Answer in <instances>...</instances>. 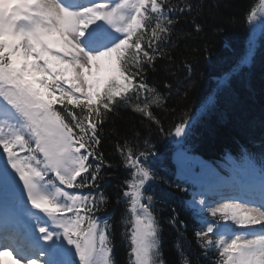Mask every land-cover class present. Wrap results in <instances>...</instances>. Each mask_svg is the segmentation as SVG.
<instances>
[{"label": "snow or ice", "instance_id": "snow-or-ice-1", "mask_svg": "<svg viewBox=\"0 0 264 264\" xmlns=\"http://www.w3.org/2000/svg\"><path fill=\"white\" fill-rule=\"evenodd\" d=\"M203 8L196 0H0V249L18 264H116L113 225L96 215L109 204L103 185L114 167L103 151L105 124L121 110L139 114L173 138L183 167L191 122L166 131L155 110L167 108L173 91L187 98L195 66L185 62L184 79L164 83L167 95L149 83V72L173 62L172 34L182 20L191 17L194 32L203 31ZM245 19L264 21V0ZM255 53L250 38L218 81L222 92ZM154 148L139 132L114 145L126 173L113 209L121 206L128 264H166ZM227 160L219 166L227 175L195 160L200 171L183 177L194 185L196 244L204 259L215 257L211 264H264V154L245 150ZM168 223L184 225L174 210ZM176 247L181 264H191L183 243Z\"/></svg>", "mask_w": 264, "mask_h": 264}, {"label": "trees", "instance_id": "trees-1", "mask_svg": "<svg viewBox=\"0 0 264 264\" xmlns=\"http://www.w3.org/2000/svg\"><path fill=\"white\" fill-rule=\"evenodd\" d=\"M196 2L204 5L197 18L203 25V31L199 34L194 32L191 17L182 20L172 34L175 42L171 49L173 62L158 61L157 71L149 72V83L167 95L164 83L175 85L182 81L186 75L183 64L191 62L196 71L195 87L189 90L186 99L173 91L171 98L165 101L167 108L156 109V114L166 131L181 119L190 121L191 133L184 141V150L218 168L226 154L239 159L247 150L259 159L264 154V22L255 36L253 24L245 19L250 7L259 0ZM217 25L223 30L217 32ZM189 32L191 37L185 35ZM250 38L256 41L254 63L235 76L230 91L224 93L218 88V81L246 54ZM205 46L207 56L202 51ZM133 132L140 133L141 143L149 139L155 145L152 162L162 179L157 181L153 191L156 194V214L161 222L163 259L166 264H181V254L176 245L182 242L184 255L191 264H211L215 257L204 259L195 241L197 222L191 207L186 204L188 185L175 178L172 155L177 146L172 142L173 138L159 133L146 118L125 110L105 124L103 151L114 167L108 170L105 176L107 183L103 185L109 195V204L96 213L101 220L110 218L113 225L116 264H128V248L122 236L121 206L113 209L116 186L126 175L114 145L118 138L128 136L131 139ZM83 191L86 193L87 189ZM173 210L178 220L184 222L183 226L174 227L168 223Z\"/></svg>", "mask_w": 264, "mask_h": 264}, {"label": "rangeland", "instance_id": "rangeland-1", "mask_svg": "<svg viewBox=\"0 0 264 264\" xmlns=\"http://www.w3.org/2000/svg\"><path fill=\"white\" fill-rule=\"evenodd\" d=\"M263 22H264V21H261L260 19H257L256 21H254V23H253V26H254V31H253V33L255 34V36H256L258 30L261 29ZM185 152H186V151H185ZM186 156L188 157V159H186V160L184 161V163H183V167H181V165H180L179 163H175V159L177 158V151H176V152L173 154V156H172V161H173V164H174V166H175L176 173H179L180 178H183L185 175L190 174L193 170H194L195 172H197V173L200 171L199 166L196 165V164L194 163L195 160H199L198 158H196V157H198V156L191 155V154H189L188 152H186ZM201 159H202V158H201ZM199 161H200V160H199ZM209 164H210V163H209ZM227 164H228V162H227V156H225L224 161L221 162V165H227ZM210 165L213 166L212 164H210ZM225 193H226V192H225ZM227 193H228V192H227ZM230 193L235 194V192H234V193H233V192H230ZM232 194H231V195H232ZM236 194L238 195V194H241V193L236 192ZM212 198H213V199H218L219 197L213 195ZM197 199H198V198H197ZM8 257H9V256H8ZM9 259H10L9 262H10L11 260L13 261L12 264H18L17 259L14 258L13 256H10ZM0 264H5V263H4L3 260H2V261L0 260ZM8 264H11V263H8ZM19 264H23V261H20Z\"/></svg>", "mask_w": 264, "mask_h": 264}, {"label": "bare ground", "instance_id": "bare-ground-1", "mask_svg": "<svg viewBox=\"0 0 264 264\" xmlns=\"http://www.w3.org/2000/svg\"><path fill=\"white\" fill-rule=\"evenodd\" d=\"M196 158H198L200 161H203V162L208 164V162H206L204 159H201L200 157H196ZM175 163H178L177 158L175 159ZM230 194H232V193H230ZM235 194H236V192H235ZM232 195H234V194H232ZM238 195H240V194H238ZM256 227L259 228V226H256ZM4 259H5V261H4L5 264H8V263L12 264V262H13L12 260L9 262L10 259L8 256H4L2 260H4Z\"/></svg>", "mask_w": 264, "mask_h": 264}]
</instances>
